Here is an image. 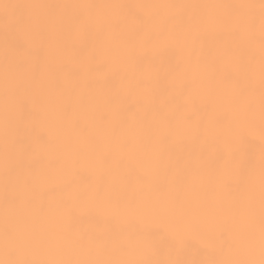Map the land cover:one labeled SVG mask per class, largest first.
Instances as JSON below:
<instances>
[{
	"label": "bare ground",
	"instance_id": "1",
	"mask_svg": "<svg viewBox=\"0 0 264 264\" xmlns=\"http://www.w3.org/2000/svg\"><path fill=\"white\" fill-rule=\"evenodd\" d=\"M4 4L59 7L49 16L47 9L14 13ZM168 5L196 7H152ZM226 5L255 7L234 12ZM259 5L260 0H0V233L7 26L20 16L23 24L38 16L50 36L35 80L27 65L16 74L26 85L27 101L9 156L16 169L11 215L24 241L20 259L36 264L97 258L259 261L264 184ZM132 12L146 18L147 42L131 38ZM249 16L255 18L251 27L245 22ZM84 33L88 39L81 46ZM19 35L36 43L31 30ZM116 41L123 54L111 58L106 53ZM185 83L189 86L182 87ZM165 117H175L171 128ZM237 126L248 137L239 158L225 155L217 162ZM161 134L176 141L170 153L154 142ZM97 185L106 189L105 198L75 201L78 211L69 225L63 202ZM162 197H178L206 213L207 233L193 237L179 256L154 255L141 240L154 217L131 211ZM208 233H223L231 248L221 250ZM121 244L124 255L114 251Z\"/></svg>",
	"mask_w": 264,
	"mask_h": 264
},
{
	"label": "snow or ice",
	"instance_id": "2",
	"mask_svg": "<svg viewBox=\"0 0 264 264\" xmlns=\"http://www.w3.org/2000/svg\"><path fill=\"white\" fill-rule=\"evenodd\" d=\"M3 7L12 9L14 13H22L25 8H43L48 10V15L54 14L57 5H22V4H4ZM94 7V6H89ZM129 10L143 6H127ZM152 7H196V6H152ZM226 8L238 12L241 8H253L255 5H226ZM260 25L262 36V51H264V0H260ZM247 25L251 27L255 23L254 17H247ZM132 23L135 26V32L131 38L140 39L141 42H147L151 39L149 33L143 32L147 23L146 18L135 12H132ZM5 48V79H4V142H5V219L2 233H0V251L3 253V259L0 264H36V262L19 258V253L24 241L18 230L17 222L11 215V210L16 206L15 195L10 188L12 178L15 174V165L10 162L9 156L15 146L14 132L17 130L19 121L23 118L27 101L25 98V83L20 80L16 74L27 65L30 68L35 80L36 76L43 68L42 60L46 56L49 46V32L47 24L40 17L29 18L27 24L22 23V16L18 17L15 23L7 26ZM23 29L31 30L33 38L36 41L25 40L19 35ZM161 36L164 32L161 31ZM88 39L87 33L81 35L78 43L83 46ZM11 52V56L8 53ZM120 43L114 42L112 47L106 53L111 58H119L122 55ZM187 83L182 87H188ZM254 116V109L251 105L248 107V119ZM184 119H189L187 114H183ZM175 117H165L166 124L169 128L173 126ZM215 119H219L216 117ZM260 144H261V165L262 177H264V61L261 65V106H260ZM42 143L48 141L41 137ZM248 141V137L237 126L233 132V143L226 149L219 150L217 162L224 158L225 155L238 159L241 146ZM162 150H168L169 153L176 144L172 136L161 134L155 137L154 141ZM248 164L251 165L252 156L247 157ZM138 183L143 182V177H136ZM106 195V189L103 185H97L94 189L83 190L76 193L75 197H70L63 202L61 211L69 225L72 224L77 214L75 201L82 204L89 203L93 200H103ZM262 221H261V239H260V259L243 260H211V261H188L183 259H147V260H129L113 258H97L82 261H53L49 264H264V184H262ZM133 214L150 215L154 217V226L146 234H142L141 240L148 245L154 255L162 253H176L179 256L185 249L191 246L192 238L207 233L206 213L200 210H193L187 207L178 197H162L152 202H145L131 209ZM208 240L218 248L223 250L225 247L231 248L232 241L224 237L223 233H208ZM120 255L126 254V246L121 244L118 249Z\"/></svg>",
	"mask_w": 264,
	"mask_h": 264
}]
</instances>
